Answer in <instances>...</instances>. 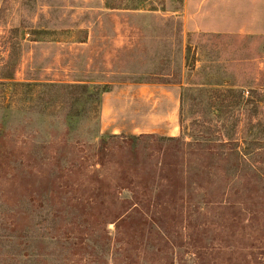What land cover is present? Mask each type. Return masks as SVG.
Returning <instances> with one entry per match:
<instances>
[{"label": "rangeland", "instance_id": "374dc122", "mask_svg": "<svg viewBox=\"0 0 264 264\" xmlns=\"http://www.w3.org/2000/svg\"><path fill=\"white\" fill-rule=\"evenodd\" d=\"M0 19V264H264V0Z\"/></svg>", "mask_w": 264, "mask_h": 264}, {"label": "trees", "instance_id": "16d2710c", "mask_svg": "<svg viewBox=\"0 0 264 264\" xmlns=\"http://www.w3.org/2000/svg\"><path fill=\"white\" fill-rule=\"evenodd\" d=\"M0 19V27L2 26ZM19 30L16 26H11L10 28V34L14 36L16 32ZM1 41V39H0ZM18 51V48L16 46H9L5 47V42L0 43V94L5 93V89L7 85H12L14 88L18 85L21 86H36L41 85L39 82L31 83V82H22L17 81V73L19 72V65L20 63L18 61L11 62V52ZM29 79V78H27ZM84 91L87 90V86H83Z\"/></svg>", "mask_w": 264, "mask_h": 264}]
</instances>
